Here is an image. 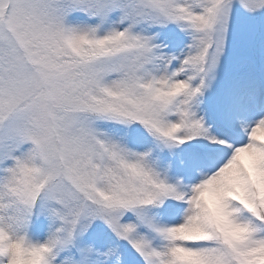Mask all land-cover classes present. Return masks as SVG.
Returning a JSON list of instances; mask_svg holds the SVG:
<instances>
[{
  "label": "snow or ice",
  "instance_id": "obj_1",
  "mask_svg": "<svg viewBox=\"0 0 264 264\" xmlns=\"http://www.w3.org/2000/svg\"><path fill=\"white\" fill-rule=\"evenodd\" d=\"M0 264H264V0H0Z\"/></svg>",
  "mask_w": 264,
  "mask_h": 264
}]
</instances>
